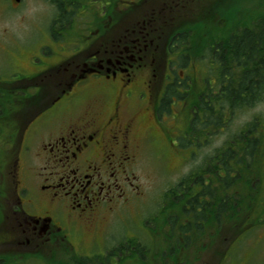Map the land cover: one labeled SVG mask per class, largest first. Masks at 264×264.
Here are the masks:
<instances>
[{"label":"flooded vegetation","instance_id":"flooded-vegetation-1","mask_svg":"<svg viewBox=\"0 0 264 264\" xmlns=\"http://www.w3.org/2000/svg\"><path fill=\"white\" fill-rule=\"evenodd\" d=\"M10 1L13 8L21 4ZM67 2L62 0L63 13L55 4L49 38L62 42L68 33L65 15L58 19L65 11L72 17L91 12L96 25L83 29L80 55L33 77L17 73L0 80L18 90L33 81L28 93L47 100L35 117L22 122L17 115L6 135L3 168L10 167L0 178L9 182L0 207L8 224L0 245L7 256L78 255L85 239L96 241L118 210L139 198L135 167L146 146L162 140L174 152L181 141L191 157L197 146V131L190 128L207 90L199 93L198 80L186 73L195 67L192 59L188 68H179L168 42L172 32L165 34L182 20L177 0H129L126 10L119 9L121 21L116 0ZM107 14L108 21L97 20ZM39 49L48 54L47 44ZM31 58L36 60L32 53Z\"/></svg>","mask_w":264,"mask_h":264},{"label":"trees","instance_id":"trees-1","mask_svg":"<svg viewBox=\"0 0 264 264\" xmlns=\"http://www.w3.org/2000/svg\"><path fill=\"white\" fill-rule=\"evenodd\" d=\"M187 1L194 3L195 8L188 9V18L185 12L181 13L178 29L166 33L172 32L168 42L172 52L178 53L179 68H188L185 65L190 59L205 61L212 79L197 102V114L190 128L198 134L192 159L202 148L213 149V141L215 145L220 136L224 141L214 147L211 156L204 157L205 165L197 166L165 194L166 207L161 208L164 215L159 219L160 230L165 228L162 248L154 252L139 239L127 240L121 246L128 255L120 258L118 264L127 259H135L138 264H186L184 261L192 257L198 260V251L190 249L208 230L229 246L247 231L264 224L260 174L264 141L259 134V117L231 141L227 136L238 110L264 104V0H249L253 6L245 5L248 0ZM53 2L63 13L62 1ZM63 15L71 28L75 21L72 15L65 11L58 18L60 23ZM34 86L33 81L22 82L21 95L16 97L8 92L12 89L18 93V88L12 84L3 88L0 82V137L10 133L17 115L24 122L45 107V97L26 90ZM210 97L211 102L207 101ZM182 147L189 149L184 143ZM227 226L232 234L235 232L230 242L225 233ZM118 252L121 247L106 258L73 257L69 260L74 262L65 264H112Z\"/></svg>","mask_w":264,"mask_h":264},{"label":"rangeland","instance_id":"rangeland-1","mask_svg":"<svg viewBox=\"0 0 264 264\" xmlns=\"http://www.w3.org/2000/svg\"><path fill=\"white\" fill-rule=\"evenodd\" d=\"M125 2L126 0H118L120 8L127 7L126 4L123 5ZM67 4L68 2L65 0V6ZM253 4L248 0L245 5L253 6ZM194 6L195 4L191 3V8H194ZM180 7L182 9V6ZM248 8L252 9L251 7ZM55 14L57 12L49 0H23L22 4L17 8H13L9 0L0 1V80L1 78L3 80L14 78V74L17 73L25 77H33L48 70L64 58L67 62L80 55L74 45L82 43L83 29L85 27L96 25L91 12L86 17L76 16L72 27L63 36L62 42H55L49 38V31L53 26L52 21L56 16ZM41 44L48 45V54L39 53ZM9 50H13V54L9 55ZM31 53L36 56L35 61L31 58ZM25 64L30 65V67L27 68L28 66ZM198 68L202 69L203 67L198 66ZM199 69H196L195 73L199 72ZM198 87L203 88L201 81L198 82ZM176 111H178L177 108ZM256 117H259V134L264 141V104L236 112L234 120L229 125L227 134L230 141L235 138V135L241 133L245 126L250 124ZM179 127L186 129V126ZM5 141L6 135L0 138V146ZM223 141L220 136L219 141L215 145L213 141V149L205 148L204 150L202 148L194 160L190 156L191 152L189 149L182 147H179V149L174 146V153L165 147L162 140L155 141L152 146H146L135 167L136 184L140 187L137 190V193H140L137 195L139 198L132 201L127 208L119 209V212L108 223L105 232L96 241L85 239L82 243L83 245H80L79 251L81 254L83 256L103 255L105 254L104 252H109V250L111 252L112 249L124 244L128 238L139 239L150 246L154 252L162 248L165 228L163 227L162 231L160 230L159 219L164 215L161 208L166 207L164 202L165 194L197 166L205 165L204 161H202L204 157L211 156L210 154H212L214 147L220 146ZM7 160L8 157L3 160L2 164ZM14 162L11 164V171L15 168ZM8 169H4L1 165V171H7ZM260 174L263 182L261 191L264 197V157ZM8 182L7 178L6 182L3 178H0V205H2L4 188L8 192ZM155 229L157 231L154 233ZM225 233L230 242L235 232L232 234L227 226ZM231 245L228 246V242H224L219 236H215L212 230H208L204 237L201 240L198 239L195 246L190 249L198 251V260L192 257L189 261L185 260L184 263L264 264V224L247 231ZM230 246L231 248L229 249ZM19 250L17 253H22L23 255V248L20 247ZM3 251L4 248L0 245V254ZM28 255L20 258L19 264H65V262L68 263L70 261L69 258H52L49 255H31L30 257ZM11 258L10 256L6 257V259ZM72 262L74 261L71 259L70 263ZM123 264L138 263L135 259H127Z\"/></svg>","mask_w":264,"mask_h":264},{"label":"water","instance_id":"water-1","mask_svg":"<svg viewBox=\"0 0 264 264\" xmlns=\"http://www.w3.org/2000/svg\"><path fill=\"white\" fill-rule=\"evenodd\" d=\"M21 0H15V2L19 3Z\"/></svg>","mask_w":264,"mask_h":264}]
</instances>
